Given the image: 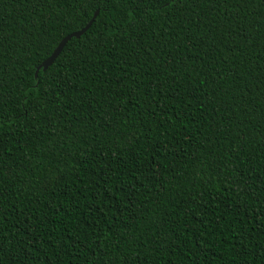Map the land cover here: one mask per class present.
Instances as JSON below:
<instances>
[{
  "label": "trees",
  "instance_id": "obj_1",
  "mask_svg": "<svg viewBox=\"0 0 264 264\" xmlns=\"http://www.w3.org/2000/svg\"><path fill=\"white\" fill-rule=\"evenodd\" d=\"M99 3L100 0H89L82 7L77 0H48L43 6L37 3L33 7L30 0H4L0 17L9 36L19 39L25 28L32 33L27 47L12 50L10 46L4 55L6 81L17 73L27 82L35 80L38 65L66 35L86 26L99 10ZM125 8L135 17L131 27L125 26L121 18ZM108 9L101 7L87 31L70 38L53 64L39 70L53 77L62 75L69 63H75L82 51L91 48L95 53L91 54L93 67L85 69L81 82L90 86L98 102H94L91 114L88 109L83 115L69 113L53 127L40 131L21 116L26 135L21 137L23 149L13 145L12 172L4 177V184L10 185L7 198L12 200L13 193H17L18 203L25 210H32L36 227L43 228L44 237L51 236L61 247L59 254L52 257L57 264H120L119 257L125 252L149 253L153 247L149 218L153 213L158 218L177 200L185 207L188 218L181 222L179 234L174 237L180 247L173 248L176 254L171 258L172 264H241L239 253L245 249L247 264H264V257L255 255L261 245L256 220L251 214L244 215L245 206L238 207L235 196L229 200L223 191L224 181L206 182L207 175L216 174L217 166L226 173L237 163L259 164L264 152V110L256 104L257 100L264 101V92L260 91L264 84L257 85L260 77L253 70L259 63L264 40V4L260 0H222L209 6L203 0H189L188 5L174 9L178 18L169 13L163 19L154 11L150 14L143 3L135 10L130 4L113 8L109 3ZM113 11L117 13L115 27ZM197 13L201 14L199 20ZM200 33L205 35L199 36ZM187 36L192 37V43ZM134 78L162 86L164 95H157V103L161 108L172 105L167 109L170 115L175 108L186 118L184 124L197 145L189 148L195 158L189 157L180 169L158 178L156 183L171 189H166L162 198L150 182L141 186L133 181L135 191L130 198L121 193L119 212L105 207L99 198L95 200L96 207H92L89 174L81 171L77 177L65 166L80 159L73 160V154L84 151L85 144L88 151H96L93 162L101 164H106L118 147H124L129 132L122 123L126 115L113 114L110 104L120 103L135 121L137 113L143 112L135 105H146L147 101L145 91L133 84ZM253 85L256 87L249 93ZM129 86L134 90L129 92ZM153 91L158 93L159 89ZM6 103L9 112H19L20 96L6 99ZM144 115L147 121L143 127L131 129L139 140L133 145L137 149L144 146L138 133H144L149 122L155 127L157 120L164 118L159 108L156 116L151 115L150 109ZM109 123L111 127L107 126ZM200 141L205 147L199 148ZM142 158L147 160V153ZM130 163L125 147L123 158L116 160L117 171L121 164L126 170ZM60 169H64L67 179L54 183ZM185 197L187 206L183 204ZM193 202L194 208L187 211ZM258 206L259 201H253L248 207ZM97 209L103 210V216ZM77 238L82 242L66 255L69 249L63 247L64 243L71 245ZM88 244L96 256L91 255ZM45 249L50 251L49 245ZM40 255V260L32 259L28 264H45L43 253ZM158 264H168L163 254Z\"/></svg>",
  "mask_w": 264,
  "mask_h": 264
},
{
  "label": "snow or ice",
  "instance_id": "obj_2",
  "mask_svg": "<svg viewBox=\"0 0 264 264\" xmlns=\"http://www.w3.org/2000/svg\"><path fill=\"white\" fill-rule=\"evenodd\" d=\"M30 2L35 7L37 3L42 6L47 4L48 0H30ZM77 2L83 7L89 0H77ZM195 2H199V0H195ZM203 2L211 6L219 4L222 0H203ZM260 2L264 4V0H260ZM3 3L4 0H0V6ZM109 3L113 8L130 4L133 10L139 8V5L143 3L150 14L154 11L163 19L168 17L169 13L178 18V12L174 9L177 6L188 5L189 0H100L96 7L99 9L98 14L101 12V7L104 11H108ZM42 10L43 8H41ZM111 15L114 18L112 26L115 27L118 23L115 20L117 13L113 11ZM196 15L199 20L201 14L197 13ZM121 18L123 24L128 27H131V23L135 20L132 12L128 11L127 8H125ZM20 23L23 25V20ZM248 31L250 32V29ZM238 34L242 35L244 39L248 38L242 33ZM31 35V31L25 28L19 39L16 36H9L5 30L3 19L0 17V264H28L29 260H40L42 258L40 253H43L45 264H57L52 257L57 256L62 250L57 242L51 239V236L44 237L42 227H36L32 210H25L21 207L17 200V193H13L14 198L12 200L7 198L10 185L4 184V177L12 172L13 145H19L20 149H23L21 137L26 135L21 116L27 117L34 130L40 131L45 127H53L58 120H62L69 113L73 116L83 115L85 109H88L89 114H91L94 102H98L99 99L91 94L89 85L81 82L85 69L93 67L91 54L95 53L91 48L82 51L75 63H69L63 69L62 75L58 73L56 77H53L51 73L41 74L38 66L36 79L31 82H27L26 78L19 73L9 76L6 81L5 74L8 72V68L6 67L7 61L3 59L4 55L10 46L12 50L27 47L31 42ZM109 35H115V33H109ZM204 35L205 33L199 34V36ZM187 39L189 43H192L191 36H187ZM9 41H11V45ZM148 54L151 55L152 53L149 52ZM253 70L260 77L257 85L264 84V40L261 41L259 63L253 66ZM200 83H205V81L201 80ZM133 84L136 85L137 89L142 88L145 91L144 99L147 101L146 105H135L136 108L143 109V112L137 113L134 122H132V113L125 112L120 103L110 104L113 114L122 113L126 115L122 123L127 125L129 132L124 147H118L107 158V163L101 164L93 162L96 151L95 149L88 151V145L85 144L84 151L73 154V160H76V157H80V159L75 164L70 161L65 166L69 172L75 171L77 177L81 175V171L89 174L90 183L93 185L89 190L92 193V207H96L95 200L99 198L105 207L115 208L119 212L121 210V193L130 198L135 191L133 181L140 183L141 186H144L146 181L150 182L151 188L159 190L158 194L162 198L165 190L170 191L171 189L164 183H156L158 178L180 169L182 163L189 157L195 158L189 148H196L197 145L193 141V135L184 124L186 118H182L175 108L170 115L167 109L171 108L172 105L161 108L157 103V95H164L162 86L158 82L136 80L135 78ZM255 87L256 85H253L249 88V93ZM178 88L179 85H177ZM154 89H159V92H154ZM128 90L131 92L134 89L129 86ZM260 91L264 92V87H261ZM108 95L110 98L112 97V93ZM15 96H20L21 107L18 113L9 112V105L6 103V99H13ZM128 103L131 101L129 100ZM256 104H259L264 110V101L257 100ZM255 106L254 104L253 107ZM158 108L163 112L164 118L158 119L155 127L149 122L146 131L138 133L144 140L143 148H134L133 145L139 144V140L136 135L132 134L131 129H135L137 125L143 127L144 122L147 121L144 113L150 109L151 115L156 116ZM234 113L235 110H233ZM107 126L111 127L112 125L109 123ZM125 147L131 163L126 170L121 164L117 171L116 160L118 157L123 158ZM203 147L205 144L200 141L199 148ZM262 148H264V144H262ZM145 153L148 155L147 160L142 158ZM77 166H79V170H76ZM66 179L67 174L64 169H60V175L54 177L53 182L59 183L66 181ZM214 180L224 181L223 191L228 194L229 200L235 196L237 206L239 207L241 204L245 206L244 215L251 214L256 220V232L261 236V245L260 251L255 255L264 257V199H261L264 198V152H262L259 164L249 162L246 166L237 163L234 167H230L226 173L217 166L216 174L207 175L206 182L211 184ZM110 184L111 187H109ZM253 201H259V206L249 209L248 206ZM157 202L153 201V203ZM183 204L184 206L189 204L187 197L184 198ZM194 206L193 202L187 211H192ZM228 207L230 208L231 204ZM147 208L146 205L145 210ZM97 210L103 216V210ZM187 218L185 207H182L180 200H177L171 208L158 218L153 213L149 218L151 243L153 245L151 251L144 253L137 250L131 254L125 252L119 257L120 264H141V262L142 264H149V257H151V264H158L162 254L168 260V264H172L171 258L176 254L173 248L180 247L174 237L179 234L181 222ZM241 222L243 223V221ZM88 227L91 229L92 225L89 224ZM92 234L95 235L94 232ZM96 240L99 243V237ZM81 242L80 238H77L71 245L65 242L63 247L69 249L65 254L70 255V249L77 248ZM46 244L49 245L50 251L45 249ZM101 247L103 246L101 245ZM87 248L91 255H97L91 244H88ZM239 256L241 257V264H247V250L241 251Z\"/></svg>",
  "mask_w": 264,
  "mask_h": 264
},
{
  "label": "water",
  "instance_id": "obj_3",
  "mask_svg": "<svg viewBox=\"0 0 264 264\" xmlns=\"http://www.w3.org/2000/svg\"><path fill=\"white\" fill-rule=\"evenodd\" d=\"M99 10H97L93 17L90 19V21L86 24V26H84L83 28H81L80 30L74 31L68 35H66L58 44V46L54 49V51L52 52V54L50 56H48L39 66V70L41 68H43L44 70H46L45 68L49 67L51 64H53V62L55 61V59L58 57V55L61 53V51L63 50V47L65 46L66 42L72 38V37H80L85 31H87V29L92 25L93 21L95 20L94 18L97 17ZM36 76H37V69H36Z\"/></svg>",
  "mask_w": 264,
  "mask_h": 264
}]
</instances>
